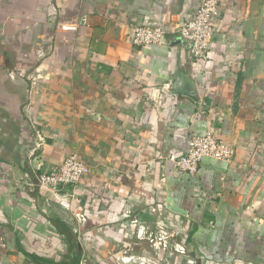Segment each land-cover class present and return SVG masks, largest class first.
<instances>
[{
	"label": "crops",
	"instance_id": "crops-1",
	"mask_svg": "<svg viewBox=\"0 0 264 264\" xmlns=\"http://www.w3.org/2000/svg\"><path fill=\"white\" fill-rule=\"evenodd\" d=\"M199 4L0 0V264H264V0H220L196 60ZM205 132L233 160L177 169ZM69 154L74 189L37 185Z\"/></svg>",
	"mask_w": 264,
	"mask_h": 264
},
{
	"label": "built area",
	"instance_id": "built-area-1",
	"mask_svg": "<svg viewBox=\"0 0 264 264\" xmlns=\"http://www.w3.org/2000/svg\"><path fill=\"white\" fill-rule=\"evenodd\" d=\"M219 8L220 0H200L193 18L183 22L176 30L178 37L185 39L188 54L192 59L205 58L214 33L210 19L218 13ZM164 35L165 31L157 25L135 26L131 43L136 46H145L159 42ZM233 155L231 146L223 143L211 132H205L191 135L186 152L173 158L172 163L177 169L193 174L204 158L231 162ZM87 171V165L81 162L75 154H69L58 165L48 171L40 172L37 175V185L49 187L55 193L66 186L74 189L81 176ZM60 203L68 205L63 199ZM75 216L79 221L84 220L80 214Z\"/></svg>",
	"mask_w": 264,
	"mask_h": 264
},
{
	"label": "water",
	"instance_id": "water-1",
	"mask_svg": "<svg viewBox=\"0 0 264 264\" xmlns=\"http://www.w3.org/2000/svg\"><path fill=\"white\" fill-rule=\"evenodd\" d=\"M182 84L184 86V90H182V92H186V94H188V96L192 97L193 99L195 98L194 95V90H193V84L191 81L183 78L182 79Z\"/></svg>",
	"mask_w": 264,
	"mask_h": 264
}]
</instances>
